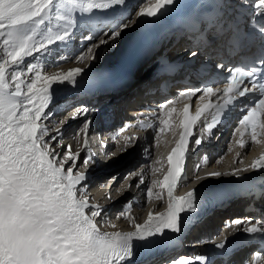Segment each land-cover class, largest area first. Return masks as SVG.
I'll return each instance as SVG.
<instances>
[{
  "label": "snow or ice",
  "instance_id": "obj_1",
  "mask_svg": "<svg viewBox=\"0 0 264 264\" xmlns=\"http://www.w3.org/2000/svg\"><path fill=\"white\" fill-rule=\"evenodd\" d=\"M108 13L114 14L109 23L95 20L97 15ZM166 17L194 42L189 57L215 54L231 61L236 54L241 63L226 65L220 59L214 68L227 74L222 85L190 88L159 105L163 110L184 97L217 98L211 105L216 116L195 133L193 128L209 105L197 107L192 116L190 104L183 108V134L168 157L170 170L157 194L162 199L163 189L167 190L166 212L149 213L143 224L133 219V231L106 232L102 230L108 223L102 216L106 215L105 209L93 203L88 190L91 180L86 169L97 163L90 147L93 121L87 116L89 109L81 106L73 115V119L84 118L73 136L79 142L83 133L82 150L73 151L71 144H64L59 124L50 129L47 123L54 115L53 109L59 107L60 96L68 91L66 86L84 84V70L77 67L49 75L45 72V58L59 53L50 65L55 67L69 60L80 64L86 59L95 61L99 55L95 49L118 40L133 25L160 27ZM84 30L87 32L80 36V52L69 55L60 51L61 46L68 48L77 31ZM88 41L91 43H85ZM160 60L166 58L161 56ZM160 67L167 69L168 65L161 63ZM237 100L241 114L234 132L240 131L239 147H246L245 133L253 144L264 143L259 138L264 134V0H155L154 4L151 0H0V264H134V257L165 238L166 232L179 234L185 220L197 218L195 214L201 206L196 190L179 198L173 195L178 183L188 186L189 146L192 150L201 146L205 131L214 135L213 129L224 122L221 114L225 120L230 117ZM171 112L167 114L169 119ZM160 123L168 125V120ZM52 131L56 135H51ZM157 131L164 128L158 127ZM116 139L119 143V136ZM135 140L123 137L125 151ZM100 147L107 149L103 139ZM112 156L114 151L105 152V158ZM199 168L197 165L194 171ZM250 169H264V154L230 175ZM221 175L227 173H209L211 177ZM133 176H139L135 185L139 187L144 176L138 169L119 180L116 175L105 177V188L116 182L106 199L112 201ZM127 187L131 189L133 185ZM146 191L151 198V187ZM121 215L127 212L117 218ZM231 223L244 224L242 231L253 244L244 264H264V220L253 223L237 219ZM230 247L226 242L216 245L218 255L228 256ZM168 264H215V260L205 255H180Z\"/></svg>",
  "mask_w": 264,
  "mask_h": 264
},
{
  "label": "bare ground",
  "instance_id": "obj_2",
  "mask_svg": "<svg viewBox=\"0 0 264 264\" xmlns=\"http://www.w3.org/2000/svg\"><path fill=\"white\" fill-rule=\"evenodd\" d=\"M110 18L109 19H103V16L97 15V17H95V20L98 21L100 24H107L110 22ZM142 27L143 26L137 27L136 25H133L132 28H130V29L126 30L124 33H122L121 37L118 40L111 41L109 43V45L102 46L99 57L97 56V59L95 61H93V63H91V65L90 64L88 65L86 63V60L83 64L69 60L66 62H62L61 67L50 66L51 62L59 54L57 52H54L52 54V56L45 58V72L49 75L56 74V73H67L71 69L80 67L84 70V74H85L84 75V85L89 84L95 76V70H99L97 72V75H99L100 71L103 70V68L101 69V67L99 66L100 65L99 62L105 61L104 58L106 60L110 59L111 57L109 55L113 54L115 50H116V52H115V54H113L112 58L115 60V62H117V59L120 58V54H123V51L119 52L117 50V48L121 49L126 44H128V45L132 44L134 41H136L138 38H140L143 35V33L141 32L143 29ZM86 32H87V30H84L83 32L77 31L76 32V38L70 43L68 48L65 49L61 46L60 51L65 53V54H69V55H73V54L80 52L82 50V47H83V45L80 42V36H82L83 34H86ZM117 42H119V43H118V46L116 47ZM85 43H91V41H88ZM110 48H113L112 51H109V50H111ZM97 50L98 49H95L94 51H97ZM112 58L110 60H112ZM121 63H122V61L117 63L114 68H119ZM106 64L107 63L105 62V68L109 67L108 66L109 64H107V65ZM146 86H148V84H146ZM54 87H65V86H55L54 85ZM66 87L69 89L72 86H66ZM142 87H143V85H134L129 90V92H138L141 90ZM67 92H65L62 96L65 95L68 97L70 94H66ZM70 97H72V96H70ZM60 104L64 105L65 102L61 103V101H60ZM99 108H101V105ZM82 119H84V118H80V119L76 120L75 122H73V123H71L68 126L63 127V128H61V125H59L61 131L64 132V136H63L64 144L65 145L71 144L73 146V151L75 148H76V150H80V146H81L80 139L78 142L77 140L73 139V135L75 134L74 129L79 127V124H80ZM59 121H61V120H58V122H56L55 119H53L51 117L47 123H48L50 128L54 129L57 125L55 123L59 124ZM50 134L56 135V133L54 131H52ZM172 142H173V139L168 140L165 144L158 147L157 151H160L162 149L165 150L166 148L169 147V145ZM141 147H142V149H145L147 151V154H146V157L148 158L147 162H145L143 160V157H142V159H139V155L137 154V152L139 151L138 150L139 148L141 149ZM81 154L83 156L84 153H81ZM129 154H131V155L135 154L136 155L135 159L133 160V161H135L133 164H123L121 166L122 169H120L119 173H117V174H115V172H114L115 170H112L109 174L103 176V179L99 182L98 189L96 191H93V190L89 191L91 193L92 198H93V203H98L105 209L106 215L102 214L104 219H105L104 216H108L107 213L121 209L125 205V202L127 201L126 200L127 197L132 196V198L130 200H128L127 202L132 201V199L133 200L136 199L140 202V205L137 206L134 209V211L128 213L127 215H124V218H119L118 222H115L116 216H118L116 214V212H115V217H114L115 220L113 219V216H111V213H110L109 216H110L111 221H109V223L115 224L116 227L112 228L110 225L105 224L103 229H107L108 232L117 231L118 229H120V230H118L120 232L133 231L134 230L133 219H134L135 223L143 224L147 220L149 213L158 214L155 211V209H153V207H156V203L153 204L154 205L153 207L151 204H149L147 207V204H144V202L142 201L143 197L145 195H147L146 190L149 187H151V190L153 193V195L151 197H156V195L158 193L157 192L158 189L156 188V185H153V181L155 180V176L157 175V173H156V170H157L156 156H157V154L155 153L154 150H152V149L150 150L149 147H147L146 145H143L142 140L135 143V145L132 147L131 152ZM194 154H196V152ZM125 156H123L122 158H124ZM249 156L250 155L245 154V157L240 156L239 158H234L233 161H226L222 164H219V163L218 164H211L212 166L208 169V172H207L208 174L206 176H204L205 180L203 183H201V185H198V184L194 185V182L192 180L189 181V184L193 187L201 186V190L204 193L206 192L207 188H217L220 185H222L221 182L226 181L229 177L232 176V175H230V173L235 172L238 168H240L242 165L244 166L246 163H247L246 165L251 164V162H250L251 158H248ZM241 159L244 161L243 164L239 162ZM247 160H248V162H247ZM139 161H142V164L139 165L137 169L139 170L140 174H142L144 176V182L142 184H140L139 187H136L135 185H136L137 180L139 179V176L130 177L129 178L130 185H133V187L131 189H129L127 186H125L119 194L114 195V199L112 201L107 200L106 194L108 192L112 191L116 182H114L110 188H108V187L105 188L102 186L105 183L104 178L105 177L110 178L112 176V173H114V175H116L117 179L119 180L120 174L125 173V171H131L129 169H132V167H134L135 163H138ZM106 169L111 170L112 167L110 165H108L106 167ZM86 171L87 172L89 171V167L86 169ZM90 172L92 173L91 170H90ZM212 172L227 173V175H221L220 177H218L220 179H216V177L209 176V173H212ZM99 176H102V175H99ZM234 204H235V202H232V205H234ZM159 209H158V212L162 211ZM232 211L233 210L230 207L225 212L222 210L215 211V213H213L211 216H209L207 218V223H209L211 221L214 222V220L216 222H219L222 215H227V214L231 213ZM121 228H123V229H121ZM155 245L156 244L152 245L149 249H147V250L141 252L139 255L135 256L134 257V264H148V262H150L154 258L153 256H151V254L155 250Z\"/></svg>",
  "mask_w": 264,
  "mask_h": 264
},
{
  "label": "rangeland",
  "instance_id": "obj_3",
  "mask_svg": "<svg viewBox=\"0 0 264 264\" xmlns=\"http://www.w3.org/2000/svg\"><path fill=\"white\" fill-rule=\"evenodd\" d=\"M118 43H119V42H117L116 47L118 46ZM101 48H102V46H101ZM110 49H111V50H109V51H112L113 48H110ZM100 51H101V49H98V50H97V52H98L99 54H100ZM115 52H116V50L114 51L113 54H115ZM113 54H111V55H109V56L112 58V57H113ZM98 57H99V55H98ZM105 57H106V56H105ZM115 57H116V56H115ZM111 58H110V59H111ZM110 59H108V60L105 59V61H104V62H106L107 64H109L108 66H110L112 63H115V60H114L113 58H112V60H110ZM107 64H106V65H107ZM118 71H119L118 68H114V69L108 74L107 77H108V78L111 77V76L114 74V72H118ZM64 96H65V95H64ZM98 107H100V105H99ZM57 122H58V121H57ZM60 123H61V122L59 121V125H60ZM55 124H58V123H55ZM78 128H79V127H77V128L74 129V132H75V133H76V130H77ZM50 129H52V128H50ZM74 135H75V134H74ZM74 135H73V136H74ZM138 150H139V151L137 152V154L139 155V159H142V157H143V160H144V158L146 157L147 151H146L145 149H142V147H141V149L139 148ZM142 150H143V151H142ZM74 151H77L76 148L74 149ZM132 151H133V150H132ZM130 152H131V149L128 151V153L126 154V156L124 155V156H125L124 158H122V159H121L120 161H118L117 163H114L113 166H114L115 168H112L111 170H115V171H114L115 174L119 173V170L122 169L121 166H122L123 164H133V163L135 162V161H133V160L135 159V156H136V155H135V154H132V155H131V154H129ZM140 157H141V158H140ZM126 162H127V163H126ZM138 163H140V165H141V164H142V161H139ZM137 168H138V167H137ZM137 168H135V165H134V167H132V169H129V170L132 171V170H136ZM127 172H129V171H125V173H127ZM125 173L120 174V175H119L120 178H122V177L125 175ZM112 175H114V173H112ZM120 178H119V179H120ZM216 179H220V178L216 177ZM114 182H115V181H113V183H114ZM113 183L109 184L108 188H110V187L112 186ZM129 184H130V181H129V179H128V180H126V181L124 182V187L127 186V185H129ZM124 187H123V188H124ZM128 198H129V199H128ZM131 198H132V196L127 197L126 200L128 201V200H130ZM126 200H125V201H126ZM132 200H133V199H132ZM127 201H126V202H127ZM126 202H125V203H126ZM226 210H227V209H226ZM226 210H222V211L225 212ZM107 214H108V213H107ZM109 215H110V214H108V216H104L105 219H107L108 217H109V219H110V216H109ZM116 217H117V216H116ZM113 219H114V217H113ZM114 220H115V219H114ZM118 220H119V219H116L115 222H118ZM108 222H109V221H108ZM111 224H112V223H111ZM106 225H107V224H106Z\"/></svg>",
  "mask_w": 264,
  "mask_h": 264
},
{
  "label": "trees",
  "instance_id": "obj_4",
  "mask_svg": "<svg viewBox=\"0 0 264 264\" xmlns=\"http://www.w3.org/2000/svg\"><path fill=\"white\" fill-rule=\"evenodd\" d=\"M121 160V159H120ZM120 160H116V161H113L112 163H110V166L112 167V168H115L113 165H114V163H117L118 161H120Z\"/></svg>",
  "mask_w": 264,
  "mask_h": 264
}]
</instances>
